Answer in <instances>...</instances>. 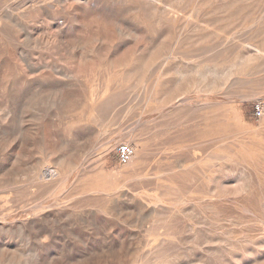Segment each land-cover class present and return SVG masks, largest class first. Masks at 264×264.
Here are the masks:
<instances>
[{
    "label": "rangeland",
    "instance_id": "374dc122",
    "mask_svg": "<svg viewBox=\"0 0 264 264\" xmlns=\"http://www.w3.org/2000/svg\"><path fill=\"white\" fill-rule=\"evenodd\" d=\"M58 1L0 0V200L52 220L0 264H264V0Z\"/></svg>",
    "mask_w": 264,
    "mask_h": 264
},
{
    "label": "bare ground",
    "instance_id": "6f19581e",
    "mask_svg": "<svg viewBox=\"0 0 264 264\" xmlns=\"http://www.w3.org/2000/svg\"><path fill=\"white\" fill-rule=\"evenodd\" d=\"M73 1V0H72ZM78 1H82V0H78ZM114 1V0H113ZM152 1V3L155 5V4H158L159 3V1L158 0H151ZM162 1V0H161ZM63 1L62 0H60V1H58V3L59 4H61ZM117 2V1H116ZM166 2V1H165ZM57 3V4H58ZM126 3H127V1H126ZM161 3H163V2H161ZM63 4V3H62ZM124 4V3H123ZM164 4V3H163ZM42 5V4H41ZM40 5V6H41ZM81 5V4H80ZM83 5V4H82ZM81 5V6H82ZM166 5V4H165ZM168 5V4H167ZM74 6V5H73ZM72 6V7H73ZM88 6V5H87ZM169 6V5H168ZM33 7V6H32ZM34 7H36V6H34ZM104 7H106V6H104ZM141 7V6H140ZM147 7V6H146ZM160 7V6H159ZM170 7H172V6H170ZM45 7H43V9H44ZM60 8V7H59ZM63 8H66L65 6H63ZM68 8V7H67ZM83 8H85V7H83ZM124 8V7H123ZM129 8V7H128ZM156 8V7H155ZM47 9V8H46ZM76 9V8H75ZM81 9V8H80ZM86 9V8H85ZM98 9V8H97ZM101 9V8H100ZM106 9H109V8H106ZM151 9H152V7H151ZM162 9V8H161ZM79 10V9H78ZM104 10V9H103ZM119 10V9H118ZM122 10V9H121ZM145 10V9H144ZM81 11V10H80ZM138 11V10H137ZM167 11V10H166ZM11 12V11H10ZM10 12H6V13H4L1 17H3V18H5V19H12V17H13V14H11ZM53 12V11H52ZM57 12V11H56ZM83 12V11H82ZM88 12V11H87ZM97 12V11H96ZM111 12H113V11H111ZM128 12V11H127ZM134 12V11H133ZM174 12V11H173ZM54 13H55V11H54ZM54 13H53V15H54ZM66 13V11L64 10V14ZM98 13V12H97ZM107 13V12H106ZM115 13V12H114ZM167 13V12H166ZM165 13V14H166ZM51 14V13H50ZM85 14V13H84ZM87 14V13H86ZM124 14H126V13H124ZM163 14V13H162ZM170 14V11H169V13H168V15ZM83 14H81V16H82ZM90 15H92V14H90ZM112 15V14H111ZM111 15L109 16V17H111ZM136 15V14H135ZM153 15V14H152ZM161 15V14H160ZM179 15V14H178ZM89 16V15H88ZM99 16H102V15H99ZM163 16V15H162ZM83 17H84V15H83ZM139 17V16H138ZM157 17H158V15H157ZM167 17V16H166ZM85 18V17H84ZM115 18H116V16H115ZM165 18V17H164ZM98 19V18H97ZM168 19V18H167ZM174 19V18H173ZM172 19V20H173ZM100 20V19H99ZM161 20H162V18H161ZM166 20V19H165ZM176 20V19H175ZM9 21H11V20H9ZM159 21H160V19H159ZM167 21V20H166ZM13 22V21H12ZM84 22H86L85 20H84ZM106 22V21H105ZM174 22V21H173ZM178 23V22H177ZM183 23V22H182ZM201 23V22H200ZM98 24V23H97ZM16 25V24H15ZM55 25V24H54ZM107 25H109V24H107ZM53 26V25H52ZM207 26H208V24H207ZM106 27V26H105ZM108 27V26H107ZM194 27H195V25H194ZM213 27V26H212ZM197 28H199V27H197ZM7 29V28H6ZM5 29V30H6ZM109 29V28H108ZM167 29V28H166ZM180 30V29H179ZM181 31V30H180ZM225 31V30H224ZM8 32V31H7ZM120 32V31H119ZM226 32V31H225ZM224 32V33H225ZM60 33H61V31H60ZM226 34H227V32H226ZM225 34V35H226ZM230 34V33H229ZM5 36V35H4ZM108 36V35H107ZM116 36V35H115ZM7 37V36H6ZM11 37V36H10ZM97 37V36H96ZM176 37V36H175ZM207 37V36H206ZM228 37V36H227ZM63 38V37H62ZM166 38V37H165ZM178 38H180L179 36H178ZM209 38V37H208ZM116 39V38H115ZM85 40V39H84ZM99 40H100V38H99ZM105 40V39H104ZM114 40V39H113ZM213 40V39H212ZM228 40V39H227ZM1 41V40H0ZM54 41V40H53ZM59 41V40H58ZM64 41V40H63ZM75 41V40H74ZM92 41V40H91ZM90 41V42H91ZM101 41V40H100ZM177 41V40H176ZM179 41V40H178ZM62 42V41H61ZM81 42V41H80ZM116 42V41H115ZM2 43V42H1ZM0 43V44H1ZM29 43V42H28ZM47 43V42H46ZM54 43H56V42H54ZM76 43V42H75ZM165 43H166V41H165ZM175 43V42H174ZM34 44V43H33ZM86 44V43H85ZM108 44V43H107ZM4 45V44H3ZM12 45V44H11ZM32 45V44H31ZM38 46H39V44H37ZM36 45V46H37ZM97 45V44H96ZM95 45V46H96ZM167 45V44H166ZM174 45V44H173ZM224 45V44H223ZM2 46V45H1ZM54 46V45H53ZM81 46H82V44H81ZM91 46V45H90ZM93 47H94V45H92ZM109 46V45H108ZM113 46V45H112ZM162 46V45H161ZM206 46V45H205ZM213 46V45H212ZM77 47H79V46H77ZM247 47H251V48H253L254 49V51H255V53H258V54H261V49L259 48V47H257V46H255V45H251V44H249ZM261 47V46H260ZM2 48V47H1ZM92 48V47H91ZM151 48V47H150ZM162 48V47H161ZM171 48V47H170ZM8 49V48H7ZM115 49V48H114ZM9 50V49H8ZM45 50V49H44ZM61 50V49H60ZM75 50V49H74ZM90 50V49H89ZM89 50H88V52H89ZM97 50V49H96ZM166 50H168V49H166ZM170 50V49H169ZM21 51V50H20ZM26 51V50H25ZM71 52H72V50H70ZM77 51V50H76ZM162 51V50H161ZM172 51H173V49H172ZM175 51V50H174ZM3 52V51H2ZM61 52V51H60ZM75 52V51H74ZM100 52H101V50H100ZM18 53H19V51H18ZM17 53V54H18ZM69 53V52H68ZM82 53V52H81ZM92 53V52H91ZM106 53V52H105ZM109 53V52H108ZM163 53V52H162ZM254 53V52H253ZM85 54V53H84ZM2 55V54H1ZM5 55V54H4ZM13 55V54H12ZM15 55V54H14ZM82 55V54H81ZM110 56H111V54H109ZM44 56V55H43ZM99 56V55H98ZM109 56V57H110ZM147 56V55H146ZM88 57V56H87ZM99 57H101V56H99ZM145 57V56H144ZM150 57V56H149ZM148 57V58H149ZM158 57V56H157ZM244 57V56H243ZM1 58H2V56H1ZM38 58V57H37ZM91 58V57H90ZM252 58H253V56H252ZM251 58V59H252ZM13 59V58H12ZM78 59V58H77ZM144 59V58H143ZM212 59V58H211ZM9 60H10V58H9ZM21 60V59H20ZM23 60H24V64H26V67L28 68V70H29V72H34L35 73V71L36 70H39V68H43V67H48V65H42V63H40L42 66H40L39 68H36L29 60H28V58L26 57V56H23ZM32 60V59H31ZM47 60V59H46ZM62 60H64V59H62ZM88 60H91V59H88ZM107 60V59H106ZM112 60V59H111ZM145 60V59H144ZM212 60H214V59H212ZM1 61V60H0ZM8 61V60H7ZM22 61V60H21ZM41 61V60H40ZM65 61V60H64ZM75 61V60H74ZM100 61V60H99ZM109 61L110 60H108V63H109ZM151 61V60H150ZM150 61H149V63H150ZM216 61V60H215ZM9 62V61H8ZM61 62V61H60ZM89 62V61H88ZM106 62V61H105ZM118 62V61H117ZM1 63H2V61H1ZM10 63V62H9ZM9 63H7V64H9ZM110 63H112V62H110ZM152 63V62H151ZM210 63V62H209ZM46 64V63H45ZM60 64V63H59ZM142 64V63H141ZM112 65V64H111ZM118 65H119V63H118ZM153 65V64H152ZM205 65V64H204ZM212 65V64H211ZM6 66V65H5ZM4 66V67H5ZM63 66V65H62ZM207 66H208V64H207ZM6 67H8V65L6 66ZM53 67V66H52ZM148 67H150V66H148ZM210 67V66H209ZM102 68V67H101ZM113 68V67H112ZM176 68V67H175ZM192 68V67H191ZM211 68V67H210ZM209 68V69H210ZM1 69V68H0ZM9 68H7V70H8ZM99 69V68H98ZM140 69V68H139ZM149 69V68H148ZM216 69V68H215ZM1 70H3V69H1ZM10 70L12 71L13 70V68H11L10 67ZM106 70V69H105ZM191 70V69H190ZM118 71V70H117ZM217 71V70H216ZM7 72V71H6ZM175 72H177V71H175ZM200 72V71H199ZM215 72V71H214ZM13 73V72H12ZM38 73V72H37ZM47 73V72H46ZM149 73V72H148ZM207 73V72H206ZM4 73H2V75H3ZM30 74V73H29ZM70 74H72L71 72H70ZM181 74V73H180ZM215 74V73H214ZM14 75V74H13ZM53 75V74H52ZM127 75V74H126ZM130 75V74H129ZM139 75V74H138ZM167 75V74H166ZM183 75V74H182ZM182 75L180 76V77H182ZM186 75V74H185ZM0 76H1V73H0ZM15 76V75H14ZM31 76V75H30ZM29 76V77H30ZM70 76V75H69ZM74 76V75H73ZM111 76V75H110ZM5 77H7V80H8V76L7 75H5ZM11 78H12V76H10ZM46 77V76H45ZM72 77V76H71ZM119 77V76H118ZM209 77V76H208ZM1 78V77H0ZM11 78H9V79H11ZM63 78H65V77H63ZM77 78V77H76ZM103 78V77H102ZM138 77H136V79H137ZM140 78V77H139ZM179 78V77H178ZM206 78V77H205ZM33 79V78H32ZM32 79H28L29 81L30 80H32ZM135 79V78H134ZM44 80V79H43ZM47 80V79H46ZM48 80H50V79H48ZM56 80V79H55ZM67 80H68V78H67ZM174 80V79H173ZM13 81V80H12ZM24 81V80H23ZM37 81V80H36ZM62 81H63V79H62ZM72 81V80H71ZM88 81V80H87ZM99 81V80H98ZM138 81V80H137ZM177 81H179V80H177ZM184 81H185V79H184ZM203 81V80H202ZM4 82V81H3ZM15 82V81H14ZM19 82H20V80H19ZM27 82V81H26ZM57 82V81H56ZM72 82H74V81H72ZM124 82V81H123ZM203 82H205V81H203ZM2 83V82H1ZM11 83V82H10ZM37 83H39V82H37ZM37 83H35V84H37ZM49 83V82H48ZM101 83V82H100ZM171 83V82H170ZM183 83V82H182ZM41 84V83H40ZM99 84V83H98ZM123 84V83H122ZM155 84V83H154ZM157 84H159V83H157ZM167 84V83H166ZM12 85V84H11ZM10 85V86H11ZM101 85V84H100ZM162 85V84H161ZM165 85V84H164ZM163 85V86H164ZM96 86V85H95ZM98 86V85H97ZM105 86V85H104ZM112 86V85H111ZM117 86V85H116ZM176 86V85H175ZM9 88V87H8ZM16 88V87H15ZM107 88V87H106ZM116 88V87H115ZM95 89V88H94ZM162 89V88H161ZM179 89V88H178ZM186 89V88H185ZM191 89V88H190ZM101 90V89H100ZM110 90V89H109ZM207 90V89H206ZM78 91V90H77ZM84 91V90H83ZM94 91V90H93ZM178 91H180V90H178ZM212 91V90H211ZM70 92H72V90L70 91ZM85 92V91H84ZM105 92H107V91H105ZM110 92V91H109ZM9 93V92H8ZM0 94H1V92H0ZM79 94V93H78ZM83 94V93H82ZM114 94V93H113ZM167 94V93H166ZM7 95V94H6ZM75 95V94H74ZM94 95V94H93ZM170 95V94H169ZM17 96H18V94H17ZM76 96V95H75ZM85 96V95H84ZM99 96V95H98ZM101 96V95H100ZM99 96V97H100ZM117 96H118V94H117ZM1 97V96H0ZM58 97H60L59 95H58ZM68 97V96H67ZM80 97V96H79ZM170 97V96H169ZM11 98H12V101H11V103L13 104V102L15 101V95H14V93L12 92L11 93ZM162 98V97H161ZM171 98V97H170ZM64 99V98H63ZM76 99V98H75ZM94 99V98H93ZM95 99H97V98H95ZM117 99V98H116ZM159 99V98H158ZM172 99V98H171ZM239 99V98H238ZM4 100H6V99H4ZM57 100V99H56ZM61 100V99H60ZM87 100V99H86ZM115 100V99H114ZM157 100V99H156ZM234 100V99H233ZM2 101V100H1ZM67 101V100H66ZM65 101V102H66ZM73 101V100H72ZM76 101V100H75ZM171 101V100H170ZM169 101V102H170ZM64 102V103H65ZM68 102H69V100H68ZM111 102V101H110ZM117 102V101H116ZM32 104H33V102H31ZM70 103V102H69ZM76 103V102H75ZM179 103H182V104H184V101L183 100H181V99H178L177 101L175 100V102H171V108L175 105V104H179ZM12 104H8V110H6L7 111V115L9 116V115H11L13 112H15L16 110L14 109V106H12ZM29 104V103H28ZM66 104V103H65ZM81 104V103H80ZM104 104V103H103ZM187 104V103H186ZM2 105V104H1ZM7 105V104H6ZM74 105V104H73ZM78 105V104H77ZM108 105V104H107ZM193 105V104H192ZM76 106V105H75ZM75 106H73V107H75ZM115 106V105H114ZM179 107H180V105H178ZM183 106V105H182ZM190 106V105H189ZM69 107V106H68ZM113 108V107H112ZM18 110H19V108H18ZM233 110V109H232ZM193 111V110H192ZM235 111V110H234ZM236 112V111H235ZM228 113V112H227ZM226 113V114H227ZM2 114V113H1ZM4 115V114H3ZM6 115V116H7ZM17 115H19V114H17ZM232 115H234V114H232ZM22 116V115H21ZM156 116V115H155ZM155 116H153V117H151V118H149L148 120H152V119H154L155 118ZM5 117V116H4ZM85 117V116H84ZM6 118V117H5ZM11 118V117H10ZM15 118V117H14ZM21 118H23V117H21ZM20 118V119H21ZM213 118V117H212ZM2 119H3V117H2ZM13 118H11V120H12ZM233 119V118H232ZM10 120V119H9ZM15 120H16V118H15ZM18 120V119H17ZM21 120H24V119H21ZM20 120V121H21ZM66 120V119H65ZM20 121L19 122H17V124L18 123H20ZM13 122V121H12ZM12 122H11V124H12ZM22 122V121H21ZM216 122V121H215ZM220 122V121H219ZM24 122H22V124H23ZM218 123V122H217ZM234 123V122H233ZM239 123V122H238ZM14 125V124H13ZM16 125V124H15ZM21 125V124H20ZM221 126H222V124H220ZM228 127V126H227ZM13 128V127H12ZM26 128V127H25ZM25 128H22V129H25ZM16 130V129H15ZM221 130V129H220ZM229 130H230V128H229ZM26 131V130H25ZM15 132V131H14ZM22 132V131H21ZM225 132V131H224ZM218 133H220V132H218ZM21 133H19V135H20ZM213 134H214V132H213ZM216 134V133H215ZM221 134V133H220ZM17 135V134H16ZM19 135H17V136H19ZM171 135H173V134H171ZM218 135V134H217ZM222 136H224V134H221ZM176 137V136H175ZM206 137V136H205ZM219 137V136H218ZM227 137V136H226ZM228 137H229V135H228ZM235 137V136H234ZM209 138V137H208ZM177 139V138H176ZM205 139V138H204ZM211 139V138H210ZM221 139V138H220ZM230 139V138H229ZM229 139H228V141H229ZM225 140H226V138H225ZM204 141V140H203ZM221 141V140H220ZM223 141V140H222ZM214 142V141H213ZM20 143H21V140H20ZM229 143V142H228ZM1 144V143H0ZM4 144V143H3ZM203 144H204V142H203ZM214 145V144H213ZM5 146V145H4ZM66 146V145H65ZM137 146V145H136ZM140 146V145H139ZM165 146V145H164ZM202 146V145H201ZM203 147V146H202ZM205 147V146H204ZM215 147H217V146H215ZM214 148V147H213ZM164 149H166V148H164ZM171 149V148H170ZM186 149H187V146H186ZM198 149V148H197ZM77 150V149H76ZM192 150V149H191ZM165 151V150H164ZM263 151V150H262ZM46 152H48V151H46ZM57 152V151H56ZM167 152V151H166ZM168 152H170V151H168ZM192 152V151H191ZM223 152H224V150H223ZM50 153V152H49ZM49 153H47V154H49ZM227 153V152H226ZM230 153V152H229ZM51 154V153H50ZM196 154V153H195ZM144 155V154H143ZM205 155V154H204ZM204 155H203V157H204ZM47 156V155H46ZM202 156V155H201ZM188 157V156H187ZM192 157V156H191ZM184 158V157H183ZM186 158V157H185ZM194 158V157H193ZM142 159V158H141ZM259 159V158H258ZM58 160V159H57ZM56 160V161H57ZM154 160V159H153ZM156 160V159H155ZM163 160V159H162ZM184 160V159H183ZM71 161V160H70ZM193 161V160H192ZM200 161H201V159H200ZM259 161V160H258ZM261 161H263V160H261ZM65 161L64 160H61V163L63 164ZM179 162V161H178ZM182 162V161H181ZM181 162L178 164V165H180L181 164ZM185 162V161H184ZM195 162V161H194ZM203 161H201V163H202ZM205 162V161H204ZM135 163V162H134ZM185 163H188V162H185ZM193 163V162H192ZM69 164V163H68ZM129 164V163H128ZM155 164V163H154ZM191 163H189V165H190ZM260 164V163H259ZM72 165V164H71ZM77 165V164H76ZM168 165V164H167ZM198 165H200V163H198ZM162 166V165H161ZM202 166V165H201ZM222 166H223V164H222ZM42 167V166H41ZM69 167H71V166H69ZM128 167V166H127ZM148 167V166H147ZM167 167H169L170 168V166H167ZM173 167H174V165H173ZM179 168H180V166H178ZM190 167V166H189ZM191 167H192V165H191ZM200 167V166H199ZM32 168V167H31ZM45 168V167H44ZM162 168V167H161ZM178 168V169H179ZM230 168V167H229ZM164 169V168H163ZM171 169V168H170ZM32 170V172H34V170H33V168L31 169ZM71 170V169H70ZM73 170V169H72ZM192 170V169H191ZM228 170V169H227ZM23 172H24V170H22ZM22 171L20 172V173H22ZM45 171H46V168H45ZM161 171H163V170H161ZM230 171V170H229ZM240 171V170H239ZM18 172V171H17ZM16 172V173H17ZM31 172V171H30ZM29 171H28V173H30ZM153 172H154V170H153ZM172 172V171H171ZM15 173V174H16ZM26 173V172H25ZM42 173V172H41ZM133 173V172H132ZM131 173V174H132ZM184 173V172H183ZM189 173V172H188ZM187 173V174H188ZM241 173V172H240ZM10 174H12V173H10ZM35 174H37V173H35ZM123 174V173H122ZM131 174H129V175H131ZM136 174V173H135ZM138 174V173H137ZM153 174V173H152ZM204 174V173H203ZM60 175V171L58 170V169H55L54 168V170H49V172H47V173H45L44 174V178L43 179H45V178H49V182L50 181H54V179L57 177V176H59ZM62 175V174H61ZM139 175V174H138ZM241 175V174H240ZM247 175V174H246ZM13 176H16V175H13ZM19 176V175H18ZM22 176V175H21ZM24 176V175H23ZM197 176V175H196ZM204 176V175H203ZM206 176V175H205ZM3 177V176H2ZM6 177V176H5ZM17 177V176H16ZM60 177V176H59ZM102 177H103V175H102ZM119 177V176H118ZM138 177V176H137ZM219 177V176H218ZM23 178V177H22ZM61 178V177H60ZM121 178H123V177H121ZM186 178V177H185ZM240 178V177H239ZM243 178V177H242ZM247 178V177H246ZM1 179V178H0ZM31 179V178H30ZM91 179H93V178H91ZM165 179V178H164ZM184 179V178H183ZM193 179L195 180V178L193 177ZM2 180V179H1ZM10 180H12V179H10ZM9 180V181H10ZM48 180V179H47ZM105 180V179H104ZM198 180V179H197ZM203 180V179H202ZM225 180V179H224ZM14 181V180H13ZM191 181V180H190ZM205 181V180H204ZM210 181H212V180H210ZM214 181V180H213ZM221 181V180H220ZM244 181V180H243ZM1 182V181H0ZM5 182H7V181H5ZM166 182H167V180H166ZM207 182V181H206ZM205 182V183H206ZM52 183V182H51ZM90 183V182H89ZM185 183V182H184ZM7 184V183H6ZM19 184V183H18ZM30 185V184H29ZM84 185V184H83ZM207 185V184H206ZM222 185H223V182H222ZM245 185V184H244ZM82 186V185H81ZM192 186V185H191ZM204 186H205V184H204ZM228 186V185H227ZM250 186V185H249ZM41 187V186H40ZM162 187V186H161ZM186 187V186H185ZM244 187V186H243ZM0 188H1V186H0ZM20 188V187H19ZM79 188V187H78ZM189 188V187H188ZM199 188V187H198ZM53 189V188H52ZM202 189V188H201ZM241 189V188H240ZM243 189V188H242ZM247 189H249V188H247ZM163 190V189H162ZM180 190H181V188H180ZM187 190V189H186ZM190 190V189H189ZM94 191H97V190H94ZM204 191V190H203ZM222 191V190H221ZM188 192V191H187ZM196 192H197V190H196ZM225 192V191H224ZM14 193V192H13ZM73 193V192H72ZM212 193H213V190H212ZM91 194V193H90ZM197 194V193H196ZM216 194V193H215ZM106 195V194H105ZM110 195V194H109ZM217 195H218V193H217ZM221 195V194H220ZM225 195V194H224ZM227 195V194H226ZM94 196V195H93ZM180 196V195H179ZM192 196V195H191ZM197 196V195H196ZM200 196V195H199ZM259 196V195H258ZM262 196V195H261ZM72 197H73V195H72ZM114 197V196H113ZM210 197V196H209ZM224 197V196H223ZM263 197V196H262ZM187 198V197H186ZM112 199V198H111ZM184 199V198H183ZM193 199V198H192ZM198 199V198H197ZM203 199V198H202ZM225 199V198H224ZM252 199V198H251ZM258 199H260V198H258ZM83 200V199H82ZM104 200H106V199H104ZM228 200V199H227ZM255 200V199H254ZM257 200V199H256ZM189 201V200H188ZM221 201V200H220ZM222 202V201H221ZM257 202V201H256ZM260 202H262L261 201V199H260ZM260 202H258V203H260ZM206 203V202H205ZM223 203V202H222ZM264 205V204H263ZM262 205V206H263ZM91 206H94V205H91ZM113 207L114 206H116V203L115 202H113V205H112ZM251 206H252V203H251ZM107 207V206H106ZM211 208V207H210ZM209 208V209H210ZM100 209V208H99ZM215 209V208H214ZM231 209V208H230ZM184 210V209H183ZM171 211H172V209H171ZM215 211V210H214ZM228 211V210H227ZM210 212V211H209ZM216 212V211H215ZM263 212V211H262ZM192 213V212H191ZM114 214H116V213H114ZM210 214V213H209ZM231 215V214H230ZM191 216V215H190ZM198 216V215H197ZM213 216V215H212ZM259 216V215H258ZM113 217V216H112ZM185 217H186V215H185ZM201 217V216H200ZM205 217V216H204ZM230 217V216H229ZM260 217V216H259ZM171 218V217H170ZM183 218V217H182ZM191 218V217H190ZM192 218H193V216H192ZM192 218H191V220H192ZM94 219V218H93ZM175 219V218H174ZM185 219V218H184ZM184 219H182V220H184ZM194 219V218H193ZM196 219V218H195ZM202 219L203 218H201V220L200 221H202ZM205 219V218H204ZM207 219V218H206ZM231 219H232V216H231ZM237 219V218H236ZM197 220V219H196ZM51 219L49 218V216L48 215H44V214H42V213H39V212H37V211H34V210H32V211H26V210H24V209H21L20 210V208H14V206L11 204V202L7 199V198H4V199H1L0 200V230L1 231H7V232H13V234H14V232H18L17 234H20L21 236H23L26 240H33V242H34V244H39V243H45V242H47V240H48V236L47 235H45L44 233H42V234H40L41 232V230H44V228H46V226L48 225V223H51ZM96 221V220H95ZM179 222H180V220H178ZM219 221V220H218ZM175 222V221H174ZM185 222V221H184ZM191 222V221H190ZM207 222V221H206ZM257 222V221H256ZM96 222H94L93 224H95ZM170 223H171V221H170ZM175 223H177V221L175 222ZM193 223V222H192ZM191 223V224H192ZM204 223V222H203ZM208 223V222H207ZM216 223H217V220H216ZM238 223H240V221L238 222ZM52 224V223H51ZM97 224V223H96ZM105 225H107V224H105ZM109 225V224H108ZM213 225V224H212ZM223 225V224H222ZM50 226H52V225H50ZM110 226V225H109ZM200 226V225H199ZM203 226H205V225H203ZM202 226V227H203ZM215 226H217V225H215ZM95 227V226H94ZM223 227V226H222ZM106 228V227H105ZM48 229H49V227H48ZM188 230V229H187ZM212 230V229H211ZM218 230V229H217ZM222 230V229H221ZM53 231H54V229H53ZM108 231V230H107ZM191 231V230H190ZM189 231V232H190ZM200 231V230H199ZM49 232V231H48ZM203 232V231H202ZM218 232V231H217ZM2 233V232H1ZM54 233V232H53ZM98 233V232H97ZM51 234V233H50ZM67 234V233H66ZM6 235V234H5ZM56 235V234H55ZM54 234H53V236H55ZM95 235V234H94ZM201 235V234H200ZM225 235V234H224ZM227 235V234H226ZM10 236V235H9ZM67 236V235H66ZM68 236H70V235H68ZM213 236V235H212ZM5 237V236H4ZM206 237V236H205ZM220 237V236H219ZM2 238V237H1ZM9 238V237H8ZM13 238V237H12ZM50 238V237H49ZM80 238V237H79ZM211 237H209V239H210ZM6 239V238H5ZM51 239V238H50ZM57 239V238H56ZM73 239H74V237H73ZM76 239V238H75ZM107 239V238H106ZM122 239V238H121ZM226 239H228V238H226ZM190 240V239H189ZM207 240V239H206ZM215 240V239H214ZM222 240V239H221ZM49 241V240H48ZM51 241V240H50ZM54 241V240H53ZM197 241V240H196ZM218 241V240H217ZM227 241V240H226ZM111 242V241H110ZM115 242V241H114ZM117 242V241H116ZM204 242V241H203ZM3 243V242H2ZM28 243V242H27ZM105 243V242H104ZM103 243V244H104ZM120 243H122V241L120 242ZM4 244V243H3ZM192 244H193V242H192ZM205 244H207V243H205ZM226 244H227V242H226ZM0 245H1V243H0ZM4 245H6V244H4ZM119 245H121V244H119ZM123 245V244H122ZM204 245V244H203ZM219 245V244H218ZM193 246H195V245H193ZM201 246V245H200ZM224 246V245H223ZM229 246V245H228ZM32 247V246H31ZM183 247H184V245H183ZM202 247V246H201ZM220 247V246H219ZM227 247V246H226ZM10 248V247H9ZM106 248V247H105ZM188 248V247H187ZM199 248V247H198ZM5 249H6V247L3 249V248H0V259L1 260H3V259H9L10 258V253L7 255L6 254V252H5ZM34 249H35V247H34ZM109 249V248H108ZM185 249V248H184ZM202 249V248H201ZM11 250V249H10ZM100 250V249H99ZM103 250V249H102ZM114 250V249H113ZM7 251V250H6ZM12 251V250H11ZM10 251V252H11ZM14 251V250H13ZM16 251V250H15ZM20 251V250H19ZM36 251V250H35ZM8 252H9V250H8ZM96 252H98V251H96ZM188 252V251H187ZM209 252V251H208ZM13 253V252H12ZM15 253V252H14ZM19 253H21V252H19ZM35 253V252H34ZM108 253V252H107ZM112 253V252H111ZM203 253V252H202ZM96 254V253H95ZM196 254H198V253H196ZM93 255H94V253H93ZM97 255V254H96ZM100 255V254H99ZM188 255H189V253H188ZM209 255H211V254H209ZM214 255V254H213ZM19 256V255H18ZM17 256V257H18ZM98 256V255H97ZM190 256V255H189ZM197 256V255H196ZM16 257V256H15ZM20 257V256H19ZM22 257H24V256H22ZM194 257V256H193ZM201 257V256H200ZM26 258V257H25ZM204 258V257H203ZM14 259V258H13ZM37 259V258H36ZM90 259V258H89ZM107 259V258H106ZM110 259V258H109ZM116 259V258H115ZM208 259V258H207ZM42 260V259H41ZM40 260V261H41ZM195 260V259H194ZM214 260V259H213ZM16 261V260H15ZM20 261V260H19ZM26 261V260H25ZM37 261V260H36ZM95 261H97V260H95ZM113 261V260H112ZM192 261V260H191ZM199 261V260H198ZM3 262V261H2ZM43 262V261H42ZM189 262V261H188ZM187 262V263H188ZM201 262V261H200ZM203 262V261H202ZM23 263H24V261H23ZM46 263V262H45ZM49 263V262H48ZM93 263V262H92ZM97 263V262H96ZM195 263V262H194ZM10 264V263H9ZM36 264V263H35ZM44 264V263H43ZM100 264V263H99ZM115 264V263H114ZM189 264V263H188ZM191 264V263H190ZM200 264V263H199ZM205 264V263H204Z\"/></svg>",
    "mask_w": 264,
    "mask_h": 264
},
{
    "label": "built area",
    "instance_id": "2783aa9c",
    "mask_svg": "<svg viewBox=\"0 0 264 264\" xmlns=\"http://www.w3.org/2000/svg\"><path fill=\"white\" fill-rule=\"evenodd\" d=\"M253 114L256 119L264 117V99L256 101L253 105ZM136 154L134 146L129 143L120 144L118 147V161L121 165H126L132 161Z\"/></svg>",
    "mask_w": 264,
    "mask_h": 264
}]
</instances>
